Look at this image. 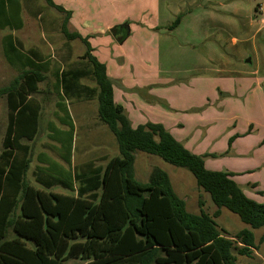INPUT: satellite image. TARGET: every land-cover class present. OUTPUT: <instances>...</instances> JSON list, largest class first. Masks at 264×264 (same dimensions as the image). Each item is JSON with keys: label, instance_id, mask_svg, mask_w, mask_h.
<instances>
[{"label": "trees", "instance_id": "1", "mask_svg": "<svg viewBox=\"0 0 264 264\" xmlns=\"http://www.w3.org/2000/svg\"><path fill=\"white\" fill-rule=\"evenodd\" d=\"M45 2L65 13L61 32L68 40L79 38L86 52L54 72L60 98L57 118L67 128L48 122V137L59 144L50 148L60 160L42 152L33 172L35 185L27 177L29 142L40 132L42 103L37 94L51 62L36 48L25 49L12 34L3 39L5 58L18 74L0 86V98H6L8 107L0 152V264H237L234 251L253 257L259 248L254 230L264 228V203L248 197L232 172L208 169L207 154L190 151L162 124L133 127L124 107L115 102L107 67L93 54L88 36L68 29L71 11L54 0ZM21 11L20 0H0V27L20 29ZM184 14L167 28H175ZM73 99H97L98 119L117 140L118 154L104 165L92 159L73 164L75 124L66 102ZM137 151L188 169L198 187L210 194L215 212H206L201 198L200 212H190L169 173L158 166L147 182L139 181ZM222 208L236 213L248 227L229 235L216 221Z\"/></svg>", "mask_w": 264, "mask_h": 264}, {"label": "crops", "instance_id": "2", "mask_svg": "<svg viewBox=\"0 0 264 264\" xmlns=\"http://www.w3.org/2000/svg\"><path fill=\"white\" fill-rule=\"evenodd\" d=\"M54 1L71 11L68 29L88 36L93 54L105 63L113 82L115 102L124 107L133 127L147 122L162 124L187 149L207 154L204 160L208 169L232 172L248 197L264 203V41H257L264 35V5L259 4L252 14L251 3L240 0H225L232 1L230 4L222 0ZM243 9L248 12L242 16ZM180 13H185L181 22L168 29ZM132 14H136L135 19ZM64 18H58L61 24ZM1 29L15 31L22 27ZM112 29H116V35ZM9 34L25 45L13 32L3 39ZM205 41L207 54L202 57L195 47ZM229 43L228 49L222 50ZM45 57L51 65L47 79L41 83L48 80L51 72L55 82L53 91L48 93L58 97L54 72L66 67H53L52 56ZM191 59L204 63L192 70L196 64L191 65ZM88 84L94 86L95 82L88 80ZM71 101L66 100L68 104ZM212 154H224L220 157L225 156L228 161L209 163V159L218 158ZM146 158L147 163L151 157ZM254 172L262 176L253 178ZM197 193L195 209L190 212H200L201 198L204 210L214 213L217 207L210 194L199 187ZM243 227L248 225L240 230Z\"/></svg>", "mask_w": 264, "mask_h": 264}, {"label": "rangeland", "instance_id": "3", "mask_svg": "<svg viewBox=\"0 0 264 264\" xmlns=\"http://www.w3.org/2000/svg\"><path fill=\"white\" fill-rule=\"evenodd\" d=\"M106 1L107 0H102L103 3H106ZM232 1L227 2L222 0V2H227L229 4ZM240 1L242 3H251L252 14H254L255 8L259 4H262V6L264 5V0ZM20 3L24 11H22L24 19L22 29L14 31L0 28V86L7 85L18 74L17 70L14 69L6 60L3 53L2 39L7 33L13 32L17 35L25 44L23 45L25 49L30 47L36 48L42 54L52 56L53 67L56 65L60 67H67L72 62L76 63L85 49V46L80 40L69 42L61 33V22H59V19L60 17H65V14L62 15L55 9L50 8L45 0H20ZM187 8H189V6H187ZM246 12H248L246 9L241 10L242 16L246 14ZM260 15L261 13L258 14V16ZM131 16L133 19L136 18V14H132ZM228 38L231 39L230 37ZM257 41L262 44L264 41V35L262 36L261 34ZM202 43L203 44H200L198 47H195V51L200 56L204 57V55L207 54V41ZM229 45L230 43L228 45H223L221 47L222 50H227ZM164 54L167 55L166 52ZM247 58H251L250 55H247ZM166 61L167 64H169L168 57H166ZM188 62H190L191 65L196 64L195 67H191L192 70L199 69L200 65L204 63L202 60L199 61V59L197 62H195L194 59L188 60ZM172 64L177 63L173 62ZM180 67H182V65H178V68ZM166 68L168 69V66H166ZM175 68H177V66ZM181 73H184V71ZM48 75V80L40 84L42 92L37 94V97L42 102L40 132L34 141H28L32 145V162L30 164L27 177L28 180L35 185L38 184L35 181L33 172L36 169L37 164H39L38 158L40 154L45 152L49 156L60 160L58 154L50 148L51 145L59 146V144L48 137V122L53 121L59 127L64 128L57 120L55 114L57 110L56 102L58 97L53 92L48 93V91H53L52 84L55 82V77L51 72H49ZM81 82L88 84V79L82 78ZM70 103L71 104L67 103V106L76 127L72 158L73 164L77 165L92 159L99 160L98 163L104 165L108 158L114 156L116 153L118 154V145L117 140L114 134L110 131L109 127L98 119V101H78L74 99ZM7 108L6 98H0V152L2 150L3 137L8 121ZM148 156L151 158L148 159L149 162L146 163V157ZM220 156H218V158L209 159V163L212 160H216L221 164L228 161L227 158H224L225 156ZM101 157H105V159ZM154 166H158L169 173L173 187L175 191L183 199H185L187 209L189 211L194 210V202L198 199V185L195 176L188 169L172 165L158 155L149 154L144 151H137L135 174L139 181L147 182L150 170ZM252 176L255 178L262 176V174L254 172ZM247 177H250L248 179H251V174H248ZM54 190L59 192H68L61 187H54ZM223 211L222 215L217 218V223L221 228H224L229 235L235 234L242 228V226L246 225L236 213H233L227 208H224ZM254 234L256 237V244L259 245V248L254 250V255L251 258L241 256L234 251L237 256V264H264V240L262 242L260 240L261 236L264 235V228L254 230ZM68 264H86V262L81 260H70Z\"/></svg>", "mask_w": 264, "mask_h": 264}, {"label": "water", "instance_id": "4", "mask_svg": "<svg viewBox=\"0 0 264 264\" xmlns=\"http://www.w3.org/2000/svg\"><path fill=\"white\" fill-rule=\"evenodd\" d=\"M128 28V31H129V26L127 27ZM112 31H113V33H114V35H116L117 34V31H116V29H112ZM118 39H121V37H117ZM248 61H251L250 59H248Z\"/></svg>", "mask_w": 264, "mask_h": 264}]
</instances>
